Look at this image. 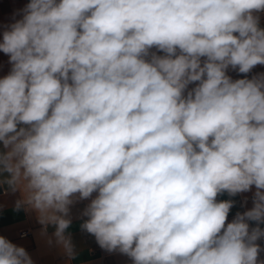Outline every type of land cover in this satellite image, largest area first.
Returning a JSON list of instances; mask_svg holds the SVG:
<instances>
[{
  "label": "clouds",
  "instance_id": "clouds-1",
  "mask_svg": "<svg viewBox=\"0 0 264 264\" xmlns=\"http://www.w3.org/2000/svg\"><path fill=\"white\" fill-rule=\"evenodd\" d=\"M3 33L0 172L66 255L81 228L133 264H258L264 0H30ZM238 34V35H236ZM155 48L164 55H157ZM205 58L203 61L201 58ZM199 82L188 90V85ZM254 206L225 224L235 196ZM0 264H33L0 236ZM264 264V261L259 262Z\"/></svg>",
  "mask_w": 264,
  "mask_h": 264
},
{
  "label": "crops",
  "instance_id": "crops-1",
  "mask_svg": "<svg viewBox=\"0 0 264 264\" xmlns=\"http://www.w3.org/2000/svg\"><path fill=\"white\" fill-rule=\"evenodd\" d=\"M30 0H0V42L3 39V33L9 29V26L16 20L22 19V9ZM259 27L264 28V19L259 20ZM238 35V34H236ZM157 55H164L163 52L151 49ZM205 58H201L203 61ZM12 65L9 63V56L0 51V79H3L10 73ZM264 73V65L254 66L249 73H239L238 68L229 69L226 72L233 81L237 79H252L258 74ZM199 82H193L196 87ZM188 90H191L188 88ZM0 151H4L3 145L0 144ZM8 177L7 173L0 172V236L6 238L11 243L23 247L30 255L33 264H133V260L126 254L118 250L108 252L102 249L96 242L95 237L81 228V225L88 219L83 215L84 210L90 203L91 199H77L69 207L68 219L71 224L66 234H70L72 244L74 245V256L69 257L65 254L61 245L56 242L53 235L54 225H42L37 213L25 207L17 210L16 203L22 199V193L19 189H13L4 183ZM257 191L255 185L247 192L237 193L235 196L229 195L226 191L218 194L217 202H233L230 208L225 224L232 222L237 213L243 214L254 206V194ZM264 191V190H262ZM249 224V231L257 226L264 229V223L257 224L256 221H246ZM24 233L25 235H21ZM256 244H264V237L258 239ZM258 264L264 261V251L258 253Z\"/></svg>",
  "mask_w": 264,
  "mask_h": 264
},
{
  "label": "built area",
  "instance_id": "built-area-1",
  "mask_svg": "<svg viewBox=\"0 0 264 264\" xmlns=\"http://www.w3.org/2000/svg\"><path fill=\"white\" fill-rule=\"evenodd\" d=\"M255 15H258V16H259V20L264 19V11H261V12L255 13ZM194 87H195V86H194L193 83H191V84L188 85V88H189V89H192V88H194ZM21 235H25V234L22 233ZM260 249H261V251H264V244L260 245Z\"/></svg>",
  "mask_w": 264,
  "mask_h": 264
}]
</instances>
